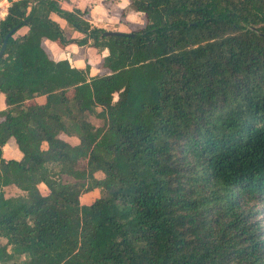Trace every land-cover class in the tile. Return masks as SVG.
Segmentation results:
<instances>
[{
    "label": "trees",
    "instance_id": "obj_1",
    "mask_svg": "<svg viewBox=\"0 0 264 264\" xmlns=\"http://www.w3.org/2000/svg\"><path fill=\"white\" fill-rule=\"evenodd\" d=\"M129 6L145 24L108 36L71 0L0 20V262L264 264V0ZM46 40L107 50L108 72Z\"/></svg>",
    "mask_w": 264,
    "mask_h": 264
},
{
    "label": "crops",
    "instance_id": "obj_2",
    "mask_svg": "<svg viewBox=\"0 0 264 264\" xmlns=\"http://www.w3.org/2000/svg\"><path fill=\"white\" fill-rule=\"evenodd\" d=\"M14 0H0V20L4 18L8 12V8L11 2ZM72 4L80 7L81 9L89 8V15H91L90 21L100 27H106L107 22L118 21L121 22L120 16L122 12V8L126 9L130 7V0H71ZM138 12V11H136ZM141 13V12H139ZM54 18L61 24V26L66 30V32L72 37H79L81 33L79 31L73 30L67 24V22L55 15ZM99 22H104L106 24H99ZM118 29L117 26H114L112 30ZM45 46L50 52V54L55 59H63L67 58L71 62L72 65L78 67H85L87 64L91 65V74H96L95 68L98 61L107 54V50L99 52L97 49L91 46H79L78 44L71 43L67 44L65 47L60 45L58 42L53 40H46ZM97 69V68H96ZM36 101L43 102V97H36ZM6 107L5 104V96L3 93H0V110ZM16 143V141H15ZM17 147V145H16ZM18 149V148H17ZM19 150V149H18ZM20 151V150H19ZM21 153V152H20ZM22 156V153H21ZM13 157V158H21ZM10 158V157H7ZM98 175V174H97ZM98 189L91 190L81 196L82 203L89 204L91 203V198L97 196ZM93 198V199H94ZM6 242L5 237H0V244ZM0 264H13L12 262H4Z\"/></svg>",
    "mask_w": 264,
    "mask_h": 264
},
{
    "label": "rangeland",
    "instance_id": "obj_3",
    "mask_svg": "<svg viewBox=\"0 0 264 264\" xmlns=\"http://www.w3.org/2000/svg\"><path fill=\"white\" fill-rule=\"evenodd\" d=\"M86 9L88 10L89 8H86ZM122 16H120V18H119L120 20H122L121 22H118L117 20L116 21L111 20L110 22H107V26L105 28L107 30H112L114 26H117L118 29H114V30H125V31H127L130 29L139 28V27L143 26L146 22L145 16L142 13L136 12L131 7H127ZM89 18H91V15L89 16ZM99 24H106V23L99 22ZM63 46L65 47L66 45H63ZM53 57H54V55H53ZM101 59L96 64L97 69L95 68V70H96L95 72L107 73L108 70L101 68V66H100ZM88 118L96 125L102 124L101 119L97 118L94 115H89ZM3 155L5 157H20L21 156L20 151L16 147L14 137H11L8 140V142L3 146ZM84 163H85V160H81L80 166H84ZM98 176H102V173H98ZM5 192H6V195H8V196L24 193L19 188H17L15 185H10V186L6 187ZM93 198H94V196L91 198V201H93L95 199V198L94 199ZM258 207L262 208V205L259 204ZM260 216H262V218L264 219V213H262Z\"/></svg>",
    "mask_w": 264,
    "mask_h": 264
},
{
    "label": "water",
    "instance_id": "obj_4",
    "mask_svg": "<svg viewBox=\"0 0 264 264\" xmlns=\"http://www.w3.org/2000/svg\"><path fill=\"white\" fill-rule=\"evenodd\" d=\"M121 33L122 32L121 31H118V30H105L103 32V35H107L108 36V35H117V34H121ZM6 44H7V42L5 40V42L0 47V60H1L2 56L4 55V53H5Z\"/></svg>",
    "mask_w": 264,
    "mask_h": 264
}]
</instances>
